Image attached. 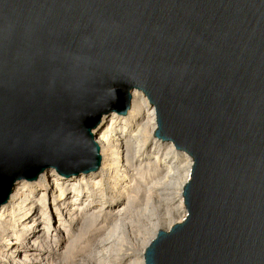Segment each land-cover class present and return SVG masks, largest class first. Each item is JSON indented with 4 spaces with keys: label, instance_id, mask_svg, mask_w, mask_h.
Wrapping results in <instances>:
<instances>
[{
    "label": "water",
    "instance_id": "obj_1",
    "mask_svg": "<svg viewBox=\"0 0 264 264\" xmlns=\"http://www.w3.org/2000/svg\"><path fill=\"white\" fill-rule=\"evenodd\" d=\"M133 87L192 158L145 264H264V0H0V203L96 170L92 129Z\"/></svg>",
    "mask_w": 264,
    "mask_h": 264
},
{
    "label": "bare ground",
    "instance_id": "obj_2",
    "mask_svg": "<svg viewBox=\"0 0 264 264\" xmlns=\"http://www.w3.org/2000/svg\"><path fill=\"white\" fill-rule=\"evenodd\" d=\"M130 94L126 113L111 111L103 114L92 129L100 153V165L96 170L65 174L49 166L35 179L14 181L8 199L0 203V256L3 258L0 264H84L86 255L76 261L69 262V259L74 257L81 240L98 227L102 219L112 227L108 226L110 229L104 234L109 246L104 243L107 248H101L109 254L107 264H127L124 259L122 262L121 255L138 197L130 192L129 175L130 171L136 170L133 160L149 143L144 154L150 156L143 159L147 166L155 165L163 156L179 157L180 165L166 166V172L171 174L177 170L173 173L176 180L172 190L177 201L175 209L184 211L183 215L177 213L181 217L179 221L184 218L186 209L182 192L191 173L192 158L186 151L178 149L172 140L154 135L156 112L146 94L137 87L131 88ZM130 150L134 153L131 161L128 158ZM140 187L136 191L138 195L142 190ZM151 196H146L145 207L140 212L138 210L140 216L145 215V211L147 214V210L150 212ZM163 213L167 218L161 219V211H155L153 217L157 219L149 221L150 227L140 241L139 251L128 264H145V248L158 228L168 229L177 221L173 211ZM167 223L169 225L165 228ZM100 253L96 248L95 256L99 259ZM95 256L90 255L92 259Z\"/></svg>",
    "mask_w": 264,
    "mask_h": 264
},
{
    "label": "rangeland",
    "instance_id": "obj_3",
    "mask_svg": "<svg viewBox=\"0 0 264 264\" xmlns=\"http://www.w3.org/2000/svg\"><path fill=\"white\" fill-rule=\"evenodd\" d=\"M149 144L140 154H137V157H135V159H134V153L131 150H130L129 156H128L130 161L134 159L133 161L136 163V170L133 171V173H132V171H130V175H129V181H130L129 186H130V188L129 189H130L131 194H134L135 196H138L141 198L137 197V199H136V203H137L136 209H135L136 211L134 210L133 214H131L132 221L129 222L127 232L125 233L126 239L124 242V248H123V252H122L123 255H121V259H122V262H124V260H125V262H127V264H128V262H131V260L133 261L134 255H136V253L139 251V244L141 243L140 241L145 236L146 230L150 227L149 221L157 219V217H153V215H155V211H161V219L167 218V217H163V215H165V213H163V211H173V215H175V217H177V221H179V219L181 218V217H179V215H183V212H184L183 210L177 211L175 209V207L177 205V201H176V197H174L172 187L174 185L173 182H175V180H176V176L174 174H175V172H177V170L174 169V171L171 174L166 172V166H169L171 164L172 165H176V164L180 165L179 157L174 158L172 155L167 156V157L163 156L162 159L157 160L155 165H150L151 167L147 166L148 164L146 162L143 163V159L146 156H150V155L144 154L149 149ZM131 168L133 169L134 167H131ZM166 174H169V175H166ZM140 185H141L140 188H142V190H141V193H139V195H138L136 193V191ZM105 186H106V188H108L107 185H105ZM149 187L151 189L153 188L154 193ZM148 188L150 190H148ZM146 190H148V191H146ZM145 191H146L147 195L144 193ZM151 191L153 193V196L150 195ZM146 196H151L153 198L152 199L153 202H151V205H150L151 206L150 212H149V210H147L148 211L147 214L145 211V215L143 213L142 214L143 216H140L141 214H138V210L140 212L141 210H143V207H145V203L147 200ZM137 206L139 207V209H137ZM151 212H153V213L151 214ZM177 213H179V215H177ZM173 215H171V219H173ZM165 225H166L165 226V228H166L169 224L167 223ZM108 226L109 225L106 224L105 221H103V219H102L99 226L94 228V230H92L95 233H93L92 231H89L88 232L89 234L87 233L85 238H83L84 241L81 240L80 244L78 245V247L76 249L74 257L70 258L69 262H71L70 260L76 261L81 256L86 255L85 256L86 263L84 261V264H94L95 261H96L95 264H98L97 261L100 264H107V261H108L107 258H109V254L106 253L105 251H103L101 248H107L109 246L107 244L109 242V240L107 239V237L104 236L105 232H107L108 229L112 228L111 225L109 226L110 228ZM98 239H100V241H98ZM96 241H97V243H96ZM92 243L94 244L95 247L93 246ZM104 243L106 244L105 246H107V247H104ZM1 245H3V244H1ZM96 248L98 251L102 252V253H100L101 254V258H100L101 261H99L100 260L99 257L95 256V249ZM1 250H2V248H1ZM93 251H94V253H93ZM36 252L40 253L39 251H36ZM126 252H128V253H126ZM88 254H89V257H88ZM92 254L95 256L93 259L91 258V257H93ZM90 255H91V257H90ZM89 258H90V260H89ZM102 258H104V259H102ZM0 259H3V258L1 257ZM91 259L93 260V262ZM94 259H97V260H94ZM105 260H106V262H105Z\"/></svg>",
    "mask_w": 264,
    "mask_h": 264
}]
</instances>
